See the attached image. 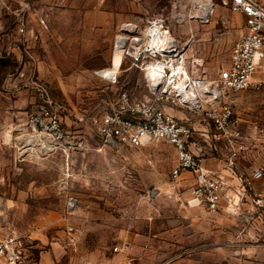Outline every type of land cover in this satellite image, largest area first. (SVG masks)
I'll use <instances>...</instances> for the list:
<instances>
[{
	"label": "rangeland",
	"instance_id": "obj_1",
	"mask_svg": "<svg viewBox=\"0 0 264 264\" xmlns=\"http://www.w3.org/2000/svg\"><path fill=\"white\" fill-rule=\"evenodd\" d=\"M204 1L0 0V239L16 238L18 264H264V177L252 178L264 174V88L228 93L234 138L204 112L164 104L229 172L217 212L173 183L170 143L109 145L92 125L122 92L151 95L127 59L115 62L114 36L129 19H163L207 80L228 66L245 18L230 0H208L201 21ZM40 88L75 145L65 151L27 137Z\"/></svg>",
	"mask_w": 264,
	"mask_h": 264
},
{
	"label": "built area",
	"instance_id": "obj_2",
	"mask_svg": "<svg viewBox=\"0 0 264 264\" xmlns=\"http://www.w3.org/2000/svg\"><path fill=\"white\" fill-rule=\"evenodd\" d=\"M230 6L244 16L246 30L234 44L228 66L214 80H207L205 73L198 71L197 64L187 65L185 45L163 19L148 17L121 23L114 36L113 53L121 54V64L127 59L143 74L151 95L135 100L122 92L116 107L92 122L105 144L110 145L112 141L115 145L141 147L159 140L170 143L176 152V165L171 171L173 183H179L183 171L189 172L194 180L189 190L191 202H204L211 212L219 210L222 182L210 178L201 156L191 149L192 128L169 114L164 104L204 112L217 131L230 138L239 136V119L226 98L231 91L264 88V2L230 0ZM171 19L176 22L180 15L175 14ZM39 91L44 96L43 105L27 116L28 139L32 137L47 152L75 146L67 140L44 89ZM263 177L259 170L252 174L253 179ZM14 243L15 237L0 239V261L18 264L20 251L13 248Z\"/></svg>",
	"mask_w": 264,
	"mask_h": 264
},
{
	"label": "crops",
	"instance_id": "obj_3",
	"mask_svg": "<svg viewBox=\"0 0 264 264\" xmlns=\"http://www.w3.org/2000/svg\"><path fill=\"white\" fill-rule=\"evenodd\" d=\"M263 2H264V0H263ZM245 30H246V25H245ZM167 112L169 114H171L174 118L188 124L192 128L191 124L188 121V118L183 113H180L177 111L175 113L170 112V111H167ZM192 130L194 131V128H192ZM196 136H198V134H194V132H193L190 147L194 152H196L199 156H201L204 167L208 171L210 178H212L214 180H219L221 182L222 181L223 182L228 181V177H227V175H229L228 170L223 169L221 166H219L217 168L216 162H214L212 160L210 161L208 158H205V155L206 154L209 155L210 154L209 151H211L212 149L208 146H203L200 143H197V137ZM193 183H194V180L192 178V175L187 171H183L180 175V181L176 186L181 187L182 190L185 191L184 194L190 196L189 190H190V187L193 185ZM190 198H191V196H190ZM47 262H48V260H45V259H42L40 261L41 264H46Z\"/></svg>",
	"mask_w": 264,
	"mask_h": 264
},
{
	"label": "bare ground",
	"instance_id": "obj_4",
	"mask_svg": "<svg viewBox=\"0 0 264 264\" xmlns=\"http://www.w3.org/2000/svg\"><path fill=\"white\" fill-rule=\"evenodd\" d=\"M198 2L201 3V0H198ZM199 7H200V9H199V11H197V16L200 18L201 21H205L209 15V13H210L211 4L207 0V1H204ZM115 53H117L115 56V58H116L115 62L117 63L119 55H121V54L119 52H115ZM120 65H121V63H120ZM192 102H194V104L196 103L195 98H192ZM30 139L34 140V139H32V137H29V140Z\"/></svg>",
	"mask_w": 264,
	"mask_h": 264
},
{
	"label": "water",
	"instance_id": "obj_5",
	"mask_svg": "<svg viewBox=\"0 0 264 264\" xmlns=\"http://www.w3.org/2000/svg\"><path fill=\"white\" fill-rule=\"evenodd\" d=\"M111 144H113L112 141L110 142V145H111ZM1 204H2V199L0 198V206H1Z\"/></svg>",
	"mask_w": 264,
	"mask_h": 264
}]
</instances>
